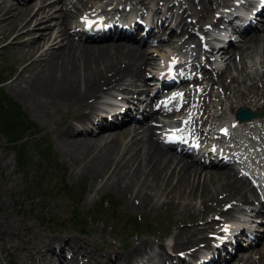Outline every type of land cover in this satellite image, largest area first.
<instances>
[{
    "label": "bare ground",
    "instance_id": "1",
    "mask_svg": "<svg viewBox=\"0 0 264 264\" xmlns=\"http://www.w3.org/2000/svg\"><path fill=\"white\" fill-rule=\"evenodd\" d=\"M236 1L238 0H235V2ZM172 3L178 6V12L176 11L175 13L173 11ZM78 4H80L81 7ZM196 4L199 6L201 5L198 9L199 13L202 12V10H209L208 12H212L210 9L211 5H221L219 0H196ZM15 11L18 12L16 14L19 19L17 28L20 32L8 42L7 47L12 44L14 45V43H16L14 40L19 38L20 35H32L34 32L38 34L36 37H31L28 42L20 46L22 47L21 52L26 55L28 60L25 69H28L29 74L27 79H23V85L15 84L11 86L13 89L12 94L16 98L25 100L27 104L41 111H45L49 105L54 107L61 105L63 108H81L85 106H90L91 108L88 112H82L80 116L70 124L71 127H73V131L70 130L71 132H69V130H66L62 133L64 139L63 141L61 140L63 152L71 163L79 166V169L87 171L92 177H112L113 180L111 185L126 196L127 204L130 206L135 203V199L138 198L139 195H142L145 203H147V191L145 193L142 192L144 186L147 189L160 190L164 197H168V195L174 191V188L178 189L177 185L182 183L180 182L181 176L186 173L192 176V184L203 187L210 192L212 199L207 200L206 203L213 206L218 211L220 210L227 213V210L222 208L223 205L227 203L224 202L226 200L232 199L234 202L244 204L252 199H258V194L254 186L249 184L248 178L239 175L238 171L232 166L228 167L223 165L227 162V160L224 159L227 155L224 154V158H220L222 153L219 154V151L222 150L223 153L225 152L221 146L203 144L201 141L199 143V141L194 138V134L190 136L183 130L182 127L186 126L184 119H186L189 114H186V117L184 116L183 119H173L172 121L163 123L165 119L180 115L185 108V103L179 105L180 108L163 109L164 112L160 109L156 111L151 108L150 111L143 114L145 109H142V111L140 110L142 113L141 119L136 120L137 122H135L133 126L129 125L130 123H124L128 115L138 117L137 115H140L139 106H142L143 102L146 104L145 99L149 100L147 91L152 90V87L149 88L147 85L149 82L148 80L151 81L152 79H148L147 74L145 77V71L149 69L147 67L153 68L154 56L148 53L147 47H149V45L155 46L154 42L164 34L166 38L177 36L175 35V33L178 32L176 30L177 27H179V30L184 28V32H182L188 34L189 31H191L189 27L193 28L197 23L196 20V22L192 21L190 26L188 24L185 26L186 12L180 1L92 0L87 4L86 0H76L74 2L71 0H0V25L3 26L4 22L13 16ZM258 14L264 15V10L255 14L251 19L247 17L248 20H244L243 22H241L242 19L246 17L239 18L238 20H240L241 24L235 25L234 28L232 27L234 31L226 30L229 37L239 34L241 38L237 46L234 45V40L230 39L227 41L229 37L224 39V42L221 41L224 43V49L221 50V52H217H220L221 59H224V61L227 60L228 64L233 63L237 55H239L238 59L242 62H244V57H246L245 54L247 53L251 55H258L260 53L264 56V23L259 29L258 25L255 26L257 23L256 19L260 17L257 16ZM54 17H56L57 20L52 24L51 19ZM222 18V15L217 17L210 23V26L212 28L216 27ZM236 18V16L232 17L233 20ZM173 23H175L176 26H173ZM106 26H109V29L103 31ZM226 33L224 32V34ZM187 36L188 37L179 42L180 44L172 46L171 51L169 50L165 54H160L159 66L164 64L167 60L168 62L171 61L169 60L171 58L177 60L175 68L172 67L169 71L167 70V73L164 75L167 74V77H177L176 79L179 82L176 84L180 85L181 89L187 88V90L183 92L185 98H189L193 95L188 87V82H185L186 74L192 75L191 72L199 74V76L196 75L191 77L195 85H199L198 91H200V93H198V96L200 100V96L206 95L208 92L211 94L210 91H206L208 87L201 86V83L209 79V73L214 67H209V69L206 68L205 64L211 61L209 57L210 54L208 55L206 52L202 51V54L205 55V64L201 63L204 62L202 59L201 61L193 60V62L196 63L190 65V71L187 72L186 69L183 68L182 64L186 61L182 62L177 52L180 50L178 46L188 43V40H186L187 38L194 37L192 33H189ZM150 38L154 41L150 42ZM222 39L223 37H221V40ZM191 42L193 41L191 40ZM170 43L173 42L171 41ZM197 46L200 48V52L202 48H205L206 51L210 50L212 53L210 46L202 47L200 39ZM24 47H27V49H24ZM262 59L261 62H264V58ZM164 69L165 67H159L158 72L161 73ZM164 75L161 78V83L165 79ZM247 75H249L251 82L255 75H251V72H249V74L247 73L246 76ZM234 78H231V82L235 81ZM125 80L128 82L123 83ZM137 81L143 83L142 90L138 89ZM165 85L166 84L162 83L157 89L154 88L153 90L156 91L155 94L158 95V93L163 90L160 88ZM221 85L225 88L229 84L221 83ZM240 88L242 89L241 86ZM246 88L248 89V87ZM109 89H115L117 94L122 93L123 96L116 103H108V106L111 107H109V110L102 114L101 112L94 114V111L99 108L98 105L101 100L100 102H98V100L100 96L105 97L104 95L108 93ZM173 90L174 89L170 92ZM136 93H138V95ZM142 93L147 94L144 100H141L143 99V97L140 96ZM237 94L241 95L242 93L239 92ZM263 94L264 89L260 90L259 99L256 97H248L246 102L242 100H230V113L233 114L238 107L248 106L257 111L254 105L257 101L262 99ZM258 95L259 94H257V96ZM151 99L153 98L150 97V100ZM89 100L91 101L89 102ZM154 100L156 99L154 98ZM186 102L187 105L190 104V101ZM123 106L124 109H122ZM197 107L200 109L199 105H196V108ZM120 109H122V111H120ZM181 109V112H176ZM123 113H127L128 115H123ZM92 114H94V117L91 118ZM162 114H164V116ZM256 119H261L259 121L261 123L264 120V114L239 124L241 126L249 125V128H247L249 129L248 133H250V128L255 125L256 122L254 123L253 121ZM152 120L156 121V123L150 122ZM173 123H175V127L169 131L173 132L174 136L179 138L176 143L183 139L186 140L187 136H190V138L194 140L190 139L193 143L191 145H185V149H182L180 152H175L169 147L164 146L159 134L161 132H155V129H161L164 132L166 126H171ZM163 126L165 128H162ZM220 127L221 126H219V128ZM66 129H69L68 125ZM115 129L116 132L114 131ZM262 129L261 131H263ZM113 132H115V134L111 136ZM196 133L202 136L198 131ZM224 133H228V131ZM124 139L128 140L127 144L130 147V150H128L129 156H127L125 161H115V163L114 160L119 150H121L120 148H122L121 145H123ZM176 143L168 142L169 146H176ZM213 148H217L218 150L213 151ZM185 152H188L186 153L188 156ZM213 152L217 154L215 153L216 155H214ZM228 163L231 164L230 161H228ZM205 166H210L214 169L204 170L203 167ZM117 167L118 170L115 171ZM261 168H259L261 169L260 174H264V164ZM259 169L257 170L259 171ZM203 171L210 179L223 176V183L209 190V187H207L206 184L204 185V180L206 181L207 177H201ZM200 178H202V182ZM261 181L264 183V176H261ZM199 191H201V189ZM218 194H223L222 198H217ZM144 201H142L143 204ZM163 202L166 201L164 200ZM263 203L264 201L262 200V204ZM260 208L264 209V205H261ZM201 225L203 226L198 227L199 225H197L195 227L193 226V228L191 227L192 229L182 228L178 230L167 244V248H172L174 245L185 248L189 245H195L199 241H209V238H207V236L203 237L204 235H202V233L206 228L210 229L214 227L208 221L202 222ZM251 238L254 240L256 237L254 235ZM24 240H26V238ZM82 242L83 241L74 235L53 238L49 241V243H51L50 245L46 243L45 248L48 246L46 254L50 253V256H56L59 260V263L56 261L58 264H63V262L65 264H76V260L73 257L74 255L71 254L68 258L65 250L66 248L78 250L83 247L81 246ZM233 244L235 247L230 243L227 245L225 244L222 250H225L226 254L230 255V252H233V250L237 248L234 239ZM151 246L152 243H141L137 251L142 254ZM156 249H158V247H156ZM204 250L205 249L201 250V252ZM216 250H218V248ZM263 251L257 248V253L260 256L261 253L263 254ZM137 253L136 249L133 250L124 260L129 261L131 264L132 262H135V264H142V262L136 260ZM203 254H205V252ZM260 256L257 261H250L251 256L248 255L243 257L240 255L237 262L241 264L258 262L257 264H259L262 262V256ZM165 260L173 264H181L182 262V258L177 255H169ZM57 263L51 258L46 261V264ZM229 264H231V262Z\"/></svg>",
    "mask_w": 264,
    "mask_h": 264
},
{
    "label": "rangeland",
    "instance_id": "2",
    "mask_svg": "<svg viewBox=\"0 0 264 264\" xmlns=\"http://www.w3.org/2000/svg\"><path fill=\"white\" fill-rule=\"evenodd\" d=\"M71 1L74 2L76 0ZM90 1L92 0H86L87 4H89ZM176 1L182 3V7L186 12L185 26L187 24L190 26L192 21L196 22L197 20L193 28L189 27L191 30L189 33H192L194 37L187 38V44L178 46L180 49L178 52L182 54V57H188V59L194 57V59L196 58V60L201 61L203 58L205 64V55L202 54V50L200 52L197 43L199 39L200 41L202 40L201 36L204 38L211 36L208 30V27H211L210 23L217 18L218 13L220 10H223L226 3L232 0H219L221 3V5L219 4L220 6L211 5L214 9L210 6L212 12H208L209 10H202L200 13L198 9L201 5H197L196 0ZM78 5L80 6V4ZM172 7L175 13L179 11L178 6L173 3ZM17 13L18 12L15 11L13 16L4 22L3 26L0 25V87L14 101L19 103L26 113L27 118L34 122L38 129L42 131V134L35 138L39 139L40 137H44L46 142L51 145V155L54 157V168L51 171L48 170L47 173L43 172L46 170V167L36 154V150H34V145L31 141L34 138L25 139L28 143L27 149L30 163L27 162L23 168L18 166L15 152L11 149L10 145L7 144L5 136L0 133V264H46L49 258L54 260L55 263H59L56 256H50V253L46 254L48 247L45 248L46 243L50 245L51 243H49V241L53 238L71 235L83 241L81 243V246H83L80 248L81 250H70L68 248L65 250L67 256H71V254L74 255L73 257L76 260V264H131L129 261L124 260V258L129 256V253L135 249L137 253L141 243H152V246L147 248L146 252L142 254L138 252V258L136 257L137 261L142 262V264H168L167 262L169 261L166 262L165 259H167L169 255L176 254V252L181 250H187V248L191 246L193 247L198 244L201 245L202 243H206L199 241L197 244L189 245L185 248L179 245L167 248V244L178 230L182 228L192 229L193 226L195 227L197 225L201 227L203 226L201 225L202 222L208 221L215 229L206 228L202 235H204L203 237L207 236V238H209L214 234L212 232L213 230H210L214 229L215 231L224 221L236 224L237 222H243L245 218H248L252 222V228H262V234L258 242L248 248H242V252L238 251L237 255H234L233 259L231 261L228 260L226 263L241 264L237 262L240 255L243 257L249 255L251 256L250 261H257L260 256L257 253V248L261 249V251L264 250V223L262 222L264 221V212L263 210H258V199H252L246 204L234 202L232 199L226 200L224 202L227 203L223 205L222 208L226 209L227 213L220 210L218 211L213 206L206 203L207 200L212 199L210 192L203 187L192 184V176L186 173L181 176L180 182L182 183L177 185L178 189L174 188V191L171 192L168 197H164L160 190L147 189L144 186L142 192L145 193L147 191V203H145L144 197L139 195V197L135 199V203L130 206L127 204L126 196L111 185L113 180L112 177H92L87 171L79 169V166L71 163L63 152L62 141L64 139L62 133L66 130H69V132L73 131V127H71L70 124L73 123L82 112H88L91 108L90 106L63 108L61 105L56 107L49 105L45 111H41L27 104L25 100L16 98L12 94L13 89L11 86L15 84L23 85V79H27L29 74L28 69H25L28 60L26 55L21 52L22 47L20 46L28 42L31 37H36L38 34L34 32L32 35H20L19 38L14 40L16 41L14 45H8L9 47H7L8 42L20 32L17 28L19 22L16 16ZM56 20V17L52 18V24H54ZM173 26H176V24L173 23ZM176 30L178 31L175 33L177 36L166 38L164 34L161 36L163 38L158 40L155 46L149 45V47H147L148 53L154 56V62L152 64L153 68L147 67L149 69L145 71V77L146 74L149 76L157 69L156 67H158L160 63V54H165L169 50L171 51L172 46L180 44L179 42L189 35V33H183L184 28L179 30V27H177ZM191 40L193 42H191ZM171 41L173 43H170ZM237 45L238 43H236V46ZM24 49H27V47H24ZM245 56L244 62L239 60V55H237L234 62L230 64H228L227 60L224 61V59H221L219 53L209 56L211 61L206 63L205 66H208V68L213 66L214 69L209 73V79L203 81L201 85L207 86L208 89L206 91H210L211 94L208 92L206 95L200 96L199 101L195 95H193V97L191 96L193 102L189 106V110L193 112L192 114H195L193 117L194 127L204 123L203 126H205L206 129L209 127L214 129L219 122H230L232 116L229 110L230 100L234 99L246 102L248 97L260 98V90L264 89V62H261L264 56L260 53L258 55L247 53ZM213 58L217 60L220 59V61L215 63L212 60ZM217 65L222 66L216 67ZM249 72H251V75H255L251 82L249 75L246 76ZM231 78H234L235 81L231 82ZM148 79L152 78L148 77ZM148 81L147 86L150 88L152 87L151 83L153 81ZM127 82V80L123 81V83ZM220 82L229 85L223 88ZM137 85L139 87L138 89H143V83L137 81ZM246 87H248V89ZM239 92L242 94H237ZM136 94L138 95V93ZM257 94L259 95L257 96ZM104 96L105 97L100 96L98 102H100V100L101 102L98 105L99 108L94 111V114L100 113L102 109L106 111L109 110L111 107L108 106V103L117 101L123 94H117L115 89H109L108 93ZM141 97L144 99L145 95L142 94ZM90 101L91 100H89V102ZM196 103L200 106V109H198V107L196 108ZM146 104L143 103L142 107L150 111L151 105L148 104L147 106ZM153 104H156V101H154ZM254 107L259 110L264 107V94L262 99L255 103ZM185 110L186 109H184L183 112ZM148 111L144 110L143 114ZM94 114L91 115V118L94 117ZM125 115L128 114L126 113ZM162 115L164 116V114ZM184 115L185 113H182L178 116L182 117ZM165 120H171V118ZM128 121L130 123L129 125L133 126V124H135L132 123L135 121H131L129 115L127 117V122ZM150 122L156 123L154 120ZM67 125L69 129H66ZM212 129H209L210 132ZM261 129L263 131H261ZM155 130L157 133L160 129ZM252 130V133L255 135L259 136L260 134L264 136V120L261 123L259 122ZM114 131L116 132V129ZM230 131H233V128H231ZM115 132H113L111 136L115 134ZM236 133L240 135V133H242V128L236 130ZM124 141V146L121 145L122 148H120L121 150L117 153L114 162H119L121 160L123 162L126 160L127 156H129L128 150H130V147L127 144L128 140L124 139ZM41 142L43 143V140ZM43 145L45 144L43 143ZM261 155L263 154L261 153ZM261 159L260 156H256V160ZM54 161L57 165L54 164ZM203 169L211 170L214 168L208 166L203 167ZM35 170H39V172H35ZM117 170L118 167L115 171ZM41 174H44L42 187L32 188L39 180L38 176ZM202 176L207 177L206 181L204 180V185L206 184L209 190L224 181L223 176L210 179L204 171L202 172L201 177ZM200 180L201 182L203 181L202 178H200ZM200 189L201 191H199ZM256 189L258 192V188ZM222 195L223 194H218L217 198H222ZM164 200L166 202H163ZM142 201H144V204ZM25 238L26 240H24ZM239 240L240 242L243 241L241 238ZM156 247H158V249H156ZM188 250L192 251L193 249ZM261 256L262 262L259 264H264V251L263 254L261 253ZM63 264L65 263L63 262ZM132 264H135V262H132Z\"/></svg>",
    "mask_w": 264,
    "mask_h": 264
},
{
    "label": "trees",
    "instance_id": "3",
    "mask_svg": "<svg viewBox=\"0 0 264 264\" xmlns=\"http://www.w3.org/2000/svg\"><path fill=\"white\" fill-rule=\"evenodd\" d=\"M0 133H2L10 145L11 149L15 152L16 162L18 166L25 167L26 163H30L28 158V143L26 138L32 139L34 150L36 154L43 161V165L47 173L48 170H52L53 159L51 155V145L46 142L44 137L36 139L38 135L42 134V131L38 129L37 125L27 118L26 113L23 111L19 103L14 101L9 95H7L0 87ZM43 140V143L41 142ZM55 164V161H54ZM57 165V164H55ZM49 171V172H50ZM39 172V170H35ZM38 175V174H37ZM42 175V176H41ZM39 175V180L34 184L32 188H41L44 181V174ZM106 200V199H105ZM103 204V202H102Z\"/></svg>",
    "mask_w": 264,
    "mask_h": 264
},
{
    "label": "water",
    "instance_id": "4",
    "mask_svg": "<svg viewBox=\"0 0 264 264\" xmlns=\"http://www.w3.org/2000/svg\"><path fill=\"white\" fill-rule=\"evenodd\" d=\"M259 114L260 112L253 111L248 107H239L235 112L236 119L239 121L250 120L253 117H257Z\"/></svg>",
    "mask_w": 264,
    "mask_h": 264
}]
</instances>
